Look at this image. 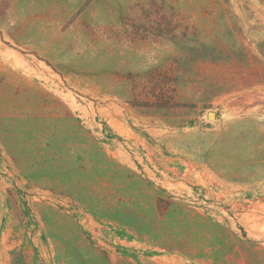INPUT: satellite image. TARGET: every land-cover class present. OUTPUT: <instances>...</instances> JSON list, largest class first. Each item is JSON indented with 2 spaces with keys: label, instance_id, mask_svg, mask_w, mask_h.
I'll return each instance as SVG.
<instances>
[{
  "label": "rangeland",
  "instance_id": "rangeland-1",
  "mask_svg": "<svg viewBox=\"0 0 264 264\" xmlns=\"http://www.w3.org/2000/svg\"><path fill=\"white\" fill-rule=\"evenodd\" d=\"M0 264H264V0H0Z\"/></svg>",
  "mask_w": 264,
  "mask_h": 264
},
{
  "label": "water",
  "instance_id": "water-1",
  "mask_svg": "<svg viewBox=\"0 0 264 264\" xmlns=\"http://www.w3.org/2000/svg\"><path fill=\"white\" fill-rule=\"evenodd\" d=\"M212 117H214V114H213V113H209V114H208V119H210V118H212Z\"/></svg>",
  "mask_w": 264,
  "mask_h": 264
}]
</instances>
